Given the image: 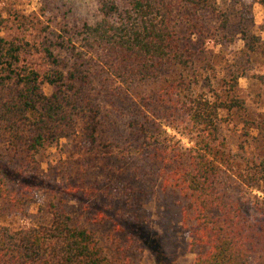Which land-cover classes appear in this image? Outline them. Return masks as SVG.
Wrapping results in <instances>:
<instances>
[{
  "label": "trees",
  "instance_id": "16d2710c",
  "mask_svg": "<svg viewBox=\"0 0 264 264\" xmlns=\"http://www.w3.org/2000/svg\"><path fill=\"white\" fill-rule=\"evenodd\" d=\"M251 1L264 7V0ZM96 3L93 22L52 28L31 21L38 35L32 40L20 21V33L0 34V200L9 198L8 185L21 180L37 153L61 138L78 136L86 165L94 159L96 166L98 154L118 147L104 121V97L158 81L163 69H180L160 90L135 100L128 146L141 152L165 190L182 198L192 245L202 249L196 264H264V156H249V170L233 178L220 136L222 112L246 113L237 93L244 72L226 56L227 45L240 38L242 50L264 64V42L253 22L244 25L242 4L232 13L216 0ZM34 55L42 68L29 60ZM200 83L203 89L196 90ZM44 84L52 87L49 94ZM161 121L190 145L165 135ZM124 174L108 171L111 184H121L120 193L135 201V189L124 191L131 185L122 184ZM77 184L96 197L115 196L109 188L102 196L84 179ZM254 187L263 193L257 201ZM249 209L256 211L253 219ZM50 212L48 224L0 226V264H115L92 229L64 211Z\"/></svg>",
  "mask_w": 264,
  "mask_h": 264
},
{
  "label": "rangeland",
  "instance_id": "374dc122",
  "mask_svg": "<svg viewBox=\"0 0 264 264\" xmlns=\"http://www.w3.org/2000/svg\"><path fill=\"white\" fill-rule=\"evenodd\" d=\"M216 3L232 13L242 4L243 17H246L244 25L253 22L254 31L264 42V7L261 4L251 0H216ZM96 9V0H0V34L20 33L16 27L23 21L26 37L37 39V24L31 21H37L38 26L46 23L52 28L82 20L93 22L98 17ZM232 24L235 26L236 22ZM242 46L243 40L237 38L227 45L226 56L243 69L237 93L244 100L246 113L243 116L221 113L220 136L224 137L231 157L228 173L233 178L248 169L249 156H264V64L258 54L248 55ZM29 60L37 68L43 67L38 55ZM180 71L163 69L158 81L133 84L121 94L104 97L101 101L104 121L118 147L98 154L96 166H93L94 159L90 166L86 165L76 135L61 138L37 153L36 162L26 168L20 181L12 177L16 181L8 185L9 198L0 200V226L48 224L52 217L50 211L58 209L70 214L73 222L81 221L92 229L105 254L115 264H196L202 249L192 245L189 224L182 216V198L164 189L160 177L144 165L141 152L131 151L127 139L129 123L135 115V100L160 90L165 84L163 79H171ZM199 89H203L201 83L196 87ZM43 91L49 94L52 87L44 84ZM156 113L152 112V117H158ZM244 119L249 123L245 124ZM160 123L159 129L165 131V135L179 140L183 146L190 145L181 131L163 121ZM113 170L125 171L122 184L128 181L131 185L124 191L135 189V201L120 193L121 184L117 187L111 184L113 179L108 177V171ZM130 175L135 181L128 178ZM82 177L86 187L98 190L100 187L102 196L106 188L112 190L115 193L113 201L80 189L83 186L77 183L83 181ZM251 194L255 196L252 201H257V196L263 198V193L255 187L251 188ZM249 215L253 219L255 209H249Z\"/></svg>",
  "mask_w": 264,
  "mask_h": 264
}]
</instances>
